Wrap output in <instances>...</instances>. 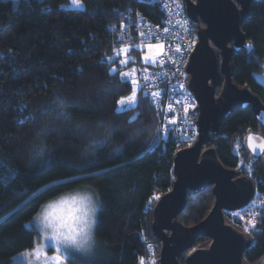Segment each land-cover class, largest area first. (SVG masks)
<instances>
[{"label": "trees", "instance_id": "16d2710c", "mask_svg": "<svg viewBox=\"0 0 264 264\" xmlns=\"http://www.w3.org/2000/svg\"><path fill=\"white\" fill-rule=\"evenodd\" d=\"M137 13L159 19L146 0H81L77 8L71 0H20L17 8L0 0V264H15L16 255L34 247L38 231L27 223L45 204L86 186L99 198L95 240L105 250L104 258L89 264H139L147 242L159 253L152 209L172 189L174 156L169 147L153 145L157 116L144 88L134 111H118L116 103L132 94L131 82L122 83L120 73L135 60L120 65L122 48L110 29ZM242 32L251 51L234 54L233 81L264 104V88L255 78L264 75V0L253 3ZM128 49L140 59L137 48ZM112 68L116 73L110 74ZM42 125L45 132L38 141ZM250 133L264 137V127L251 107L237 109L204 149L214 148L224 167L250 177L256 186L253 201H264V167L247 149ZM86 139L95 141L90 150L83 147ZM41 142L46 151L32 155ZM213 202L211 187L188 192L179 221L186 227L199 224ZM225 216L252 238L244 263H262L264 216L255 220L252 233L232 213ZM208 241L198 238L195 247Z\"/></svg>", "mask_w": 264, "mask_h": 264}, {"label": "water", "instance_id": "95a60500", "mask_svg": "<svg viewBox=\"0 0 264 264\" xmlns=\"http://www.w3.org/2000/svg\"><path fill=\"white\" fill-rule=\"evenodd\" d=\"M182 1L197 33L186 67V85L198 102V139L174 156L172 189L152 209L153 236L160 242L157 264H182L179 260L186 253L184 264H245L244 253L251 247L252 238L228 223L225 213L250 205L256 186L239 170L224 167L214 148L204 147L211 134L219 135L222 123L237 109L251 107L264 127V104L249 88L233 81L232 65L234 54L243 49L251 51L242 25L257 0ZM255 78L264 88V75ZM246 146L253 157L262 158L264 167V137L250 133ZM208 187L214 196L209 212L195 226L182 225L179 216L186 207L188 192L197 194ZM198 238L209 242L195 247Z\"/></svg>", "mask_w": 264, "mask_h": 264}, {"label": "built area", "instance_id": "2783aa9c", "mask_svg": "<svg viewBox=\"0 0 264 264\" xmlns=\"http://www.w3.org/2000/svg\"><path fill=\"white\" fill-rule=\"evenodd\" d=\"M146 3L159 12L158 21L143 13L127 15L126 22L122 23L124 27H114L115 38L121 48L164 45L156 63L146 66L138 79L147 92L164 93L163 96L150 95L157 116V129L161 125H170L168 132L157 134L156 130L153 145L163 150L169 147L175 156L193 146L198 139V102L186 85V67L197 43L196 26L189 19L182 0H146ZM165 28L169 29L167 33ZM173 119L176 123L170 124ZM143 264L155 263L148 260Z\"/></svg>", "mask_w": 264, "mask_h": 264}, {"label": "snow or ice", "instance_id": "6c2138e0", "mask_svg": "<svg viewBox=\"0 0 264 264\" xmlns=\"http://www.w3.org/2000/svg\"><path fill=\"white\" fill-rule=\"evenodd\" d=\"M74 4H81V0H73ZM132 25L130 24L129 27ZM121 27H124L121 25ZM110 31H115V29H110ZM169 31L168 28L164 29V32L167 33ZM143 35V33H141ZM153 47H156L160 50H163L164 45H152L149 44V51L152 50ZM179 51V49H177ZM121 52L124 55H127L128 48H122ZM151 58L149 56H145L144 60L149 61ZM110 63H114V61L109 58ZM126 63L125 60H121V64ZM116 69L112 68L110 74L116 73ZM127 74L120 73L122 77L121 82H125L124 78ZM155 79H159L155 77ZM132 83L134 85L138 84V81L133 80ZM181 87H183L181 85ZM143 91V87L134 88L132 90V95L129 97H121L116 103L122 107H129L131 110H135L132 108L133 104H139V100L136 98V92ZM163 92H153L151 94L144 93L145 99L148 98L149 95L155 96H163ZM128 101V104H125V101ZM179 101H177L178 103ZM57 107L60 109V113L67 117V111L65 110V105L63 102H59ZM171 108V105H169ZM25 109H21L24 111ZM39 115V113H38ZM29 116H31L32 120L35 121L37 116H32L31 111H29ZM139 116L133 117L132 121H129V124L135 122ZM176 121L173 119L170 121V124H175ZM170 125H161L160 128L157 129V134L159 132H168ZM140 130H137V132ZM45 130L41 129V131L37 134V140L44 135ZM136 134V133H134ZM170 134V133H169ZM110 135V128L104 130L103 138H107ZM251 147V145H250ZM264 150V149H262ZM43 149H39L37 154H40ZM255 153V149H253ZM250 168V165L248 166ZM64 205H67L68 210L65 211ZM253 206L260 209V211L253 213L254 219L249 221L253 228H255V216L261 215L264 216V207L256 206L255 201H253ZM96 211V204L93 201L91 196L85 195L79 198L73 197L71 202L61 201L59 204H49L45 211L42 214H38V224L37 227L39 229L38 235L42 236L46 242V246L48 244L52 245L56 252L59 253V256L56 258L59 264V261L62 259L67 261L68 264H72V261L75 259H79L81 257H88L93 254V225H94V216ZM151 247V246H149ZM83 264H89L87 260L83 261ZM140 264H143V259L141 258Z\"/></svg>", "mask_w": 264, "mask_h": 264}, {"label": "rangeland", "instance_id": "374dc122", "mask_svg": "<svg viewBox=\"0 0 264 264\" xmlns=\"http://www.w3.org/2000/svg\"><path fill=\"white\" fill-rule=\"evenodd\" d=\"M9 1H11L14 8H17L20 0H9ZM71 1H72L73 7H76V8L80 7V4L79 5L74 4L73 0H71ZM148 45L149 44L144 45V46L137 49L139 56H140L139 60H137V58L135 56L130 55L129 52H127V55H124L120 51V54H121L120 65L121 66H125L129 61L135 60L132 67L122 71V73L127 74L124 79L129 80L131 82L133 89L134 88L138 89L141 87L140 80L138 79V77L141 75L140 72L145 68L144 66H153L156 63L158 57L162 53V50H160L156 47H153L152 50L149 51ZM152 45H159V44H152ZM128 51H129V49H128ZM145 56H149L151 59L149 61H145L144 60ZM121 60H125L126 63L121 64ZM133 80L138 81V84L134 85L132 83ZM138 92L139 91L136 92V98L138 97ZM148 93L151 94L150 92H148ZM128 103L129 102L126 100L125 104H128ZM135 105L136 104H133L132 108ZM126 109H130V108L129 107H122L120 105H118V108H117L118 111H123ZM85 195L91 196L93 201L96 204V211H95L94 225H93V239H94L93 254L91 256L81 257V258L75 259L73 261H84V260L94 261V260H99V259H102L105 257V250L103 249V247L99 246L95 240V226L97 223V216H98V210H99V198H98L96 192L92 188L87 187V186L79 188V189L75 190L74 192L62 195V196L52 200L51 202L45 204L42 207V209L40 210V212L38 213V214H42L49 204H59L61 201L71 202L73 197L79 198V197H82ZM263 203H264L263 200L255 201L256 206H262ZM64 208H65V211L68 210L67 205H64ZM239 211H241V212H232V216H234V217L236 216L237 218L241 219L243 229L246 230L247 232L252 233L254 228L249 223V221H252L254 219L253 213L260 211V209L253 206V201H252L250 203V205H248L247 207H245L244 209H241ZM38 214L30 222L27 223L28 227L35 228L37 231H39V229L37 227ZM257 218H259V215L255 216V220ZM203 239H206V238H203ZM149 246H151V247H149ZM158 254L159 253H157L156 247L153 246V243L147 242L146 249H145V257H144L143 263L150 260L151 262H154L155 264H157ZM58 256H59V253L56 252V249L50 244H48L46 246V242L43 239V237L39 236V239L36 242V244L34 245V247L32 249L26 250V251L16 255L13 258V262L15 264H58V261L56 259ZM59 264H68V262L61 259L59 261Z\"/></svg>", "mask_w": 264, "mask_h": 264}, {"label": "clouds", "instance_id": "9594fccd", "mask_svg": "<svg viewBox=\"0 0 264 264\" xmlns=\"http://www.w3.org/2000/svg\"><path fill=\"white\" fill-rule=\"evenodd\" d=\"M41 129H44V126H43V125H42L40 128H38V130H37V134L41 131ZM94 143H95L94 140L86 139V140H85V143H84V145H83V147H84L86 150H90V149L93 148ZM41 148L43 149V151L40 152V154H37L38 150L41 149ZM45 151H46V149L44 148V146H43V144H42V142H41L40 147H39L38 149H36L34 152H32L31 154H32V155H41V156H42L43 153H44Z\"/></svg>", "mask_w": 264, "mask_h": 264}, {"label": "flooded vegetation", "instance_id": "af4514ba", "mask_svg": "<svg viewBox=\"0 0 264 264\" xmlns=\"http://www.w3.org/2000/svg\"><path fill=\"white\" fill-rule=\"evenodd\" d=\"M220 89H221V88H218V89H217V96H218L219 93H220ZM246 139H247V138H246ZM258 159H261V160H262V158H258Z\"/></svg>", "mask_w": 264, "mask_h": 264}]
</instances>
